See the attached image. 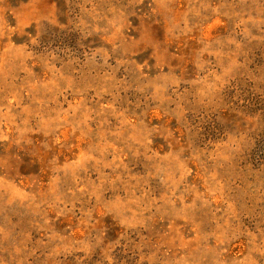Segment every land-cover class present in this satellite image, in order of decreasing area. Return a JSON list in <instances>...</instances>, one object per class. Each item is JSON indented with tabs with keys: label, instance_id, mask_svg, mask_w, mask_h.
<instances>
[{
	"label": "rangeland",
	"instance_id": "obj_1",
	"mask_svg": "<svg viewBox=\"0 0 264 264\" xmlns=\"http://www.w3.org/2000/svg\"><path fill=\"white\" fill-rule=\"evenodd\" d=\"M0 264H264V0H0Z\"/></svg>",
	"mask_w": 264,
	"mask_h": 264
}]
</instances>
